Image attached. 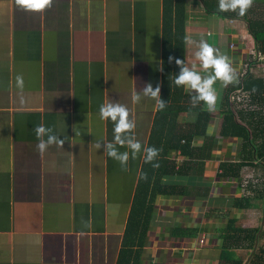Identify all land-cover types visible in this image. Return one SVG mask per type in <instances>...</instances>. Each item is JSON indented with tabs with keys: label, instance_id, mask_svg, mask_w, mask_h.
<instances>
[{
	"label": "crops",
	"instance_id": "1",
	"mask_svg": "<svg viewBox=\"0 0 264 264\" xmlns=\"http://www.w3.org/2000/svg\"><path fill=\"white\" fill-rule=\"evenodd\" d=\"M257 6L264 19V4ZM184 7L185 36L227 55L238 82H216L214 111L199 104L209 122L192 139L197 156L167 154L168 174L152 195L145 236L130 244L131 264H243L244 241L233 251L243 262L225 255L228 227H255L261 201L247 187L254 168L221 175V164L240 161L243 144L241 136L222 135L221 123L227 106L243 109L245 121L260 112L263 105L234 93L248 73L264 82V56L244 21L209 13L200 0ZM163 42L162 0H53L43 12L0 0V264H116L157 111L155 100L136 104L132 94L147 83L161 93ZM196 51L184 43V61L206 75ZM109 101L129 108L142 145L123 168L104 152L114 125L100 119L99 107ZM196 121L195 112H181L185 133ZM37 124L53 127L63 146L39 153Z\"/></svg>",
	"mask_w": 264,
	"mask_h": 264
},
{
	"label": "trees",
	"instance_id": "2",
	"mask_svg": "<svg viewBox=\"0 0 264 264\" xmlns=\"http://www.w3.org/2000/svg\"><path fill=\"white\" fill-rule=\"evenodd\" d=\"M163 1V31L164 47L162 52V73H161V99L166 101L164 110L157 111L153 120V127L148 139L147 146H154L160 149L159 156L153 163H145L143 159L142 169L136 185L131 210L128 217L127 230L123 236L122 246L119 251L116 264H131L133 250L131 243L141 241L147 231L148 221L152 212V195L159 187L162 177L168 174L166 156L173 150H180L183 155L191 158L194 149L191 147L192 139L196 132L204 133L209 122V114L203 112L199 104L195 107L187 106L191 103L190 95L184 92L183 87H177L173 82L179 74L180 68L176 65L175 59L184 60V37H185V1L186 0H162ZM206 11L217 13L229 20H242L245 22L248 33L254 41V48L257 54L264 56V19H260L258 6H251L244 16L236 11H219V0H200ZM253 4H264V0H254ZM173 60L169 62V57ZM249 74V73H248ZM241 81L240 91L234 93V97L240 92H245L249 99V105L256 102L261 110L256 113L255 118L245 121L244 110L237 111L233 106H227L223 112L221 123L222 135H238L242 138L240 161L237 164L224 163L220 165L221 175L226 177L240 176L243 167L253 169V176L248 180L250 192H254V199L261 201L260 217L258 224L253 228L236 227L234 222L228 227L226 238L225 255L240 262L242 258L234 257L236 247H240L241 241L245 242L244 250L249 255L243 264H264V82L259 77L251 75ZM248 92V93H247ZM241 95V94H240ZM241 102H245L241 98ZM228 101V96H227ZM241 102H239L241 104ZM184 103H186L184 105ZM246 103V102H245ZM246 105V104H244ZM247 106V105H246ZM183 110H191L197 114V121L191 124V129L185 133L179 123V117ZM165 167V168H164ZM164 169V170H162ZM173 170V169H172ZM180 173L179 170H173ZM255 173H261L259 176ZM134 240V242H133Z\"/></svg>",
	"mask_w": 264,
	"mask_h": 264
},
{
	"label": "clouds",
	"instance_id": "3",
	"mask_svg": "<svg viewBox=\"0 0 264 264\" xmlns=\"http://www.w3.org/2000/svg\"><path fill=\"white\" fill-rule=\"evenodd\" d=\"M253 2L254 0H219L218 7L219 11L222 12L239 9V15L244 16L253 5ZM52 3L53 0H15V4L19 9L29 12H43L45 9L50 8ZM184 43L196 46L195 58L207 74L202 76L200 72L196 71L195 65L189 66L184 60L175 59L180 71L173 82L177 87H183L189 93L193 107L202 102L205 110L214 111L218 99L214 85L217 81H220L223 87L238 82L236 70L231 66V61L227 55L221 53L203 38L197 42L191 36L186 35ZM172 60L173 57L170 56L169 62ZM209 69H211L210 72ZM16 87L19 103L25 104L27 98L23 95L24 79L22 75L16 77ZM143 98L155 100L159 110H164L167 106L166 101L161 99L159 84L153 88L151 83H147L142 92H133L132 94L133 103L138 104ZM99 117L101 120H111L113 122V141H100H104V152L110 158L119 162L123 168L128 164L130 154L132 159H136L142 151L141 142L133 134L136 125L129 118V108L119 102L102 103L99 107ZM33 131L38 141L37 151L41 154L51 145L62 147L64 144V140L60 139V135L51 126L37 124L34 126ZM100 141L96 143L97 149L102 146ZM117 146L120 148L126 147L129 151L121 152ZM143 152L145 153V163H152L153 167H157L158 165L153 161L159 156L160 149L154 146H144Z\"/></svg>",
	"mask_w": 264,
	"mask_h": 264
},
{
	"label": "built area",
	"instance_id": "4",
	"mask_svg": "<svg viewBox=\"0 0 264 264\" xmlns=\"http://www.w3.org/2000/svg\"><path fill=\"white\" fill-rule=\"evenodd\" d=\"M230 47H231V49H234L235 48L234 47V44H231ZM199 243L202 244L203 243V240H200Z\"/></svg>",
	"mask_w": 264,
	"mask_h": 264
},
{
	"label": "rangeland",
	"instance_id": "5",
	"mask_svg": "<svg viewBox=\"0 0 264 264\" xmlns=\"http://www.w3.org/2000/svg\"><path fill=\"white\" fill-rule=\"evenodd\" d=\"M255 7H257V4L255 5Z\"/></svg>",
	"mask_w": 264,
	"mask_h": 264
}]
</instances>
